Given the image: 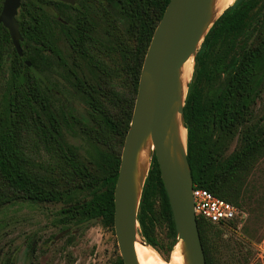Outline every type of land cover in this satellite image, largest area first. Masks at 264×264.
Returning a JSON list of instances; mask_svg holds the SVG:
<instances>
[{"label":"trees","instance_id":"obj_1","mask_svg":"<svg viewBox=\"0 0 264 264\" xmlns=\"http://www.w3.org/2000/svg\"><path fill=\"white\" fill-rule=\"evenodd\" d=\"M168 2L153 8L150 0L146 4L119 0L116 14L126 26L120 30L117 22L110 37L112 44L103 45L108 61L91 49L95 40L84 36L67 38V58L55 51L52 39L28 37L24 39L27 46L43 49L24 55L28 67L16 52H3L10 38L0 28V208L19 202L55 203L73 190H87L89 199L59 210L58 223L68 229L100 220L113 228V192L140 70ZM80 61L86 64L90 77L83 74ZM52 70L57 77L48 78L50 86H46L38 75ZM66 90L84 103L91 125L80 122L74 108L62 103L59 97ZM263 92L264 0H236L213 23L194 57L183 121L193 184L238 211L242 181L264 157V129L259 122L248 124L251 108ZM68 123L77 125L83 135L104 149L98 175L64 142L62 126ZM240 126L244 127L242 147L221 158L224 138ZM45 157L52 160L47 166L39 162ZM137 221L143 243L164 258L155 228L165 225L173 241L175 228L154 156L142 188ZM196 221L206 264H218L224 230L237 227L241 219L228 225L200 217ZM113 264H123L120 256Z\"/></svg>","mask_w":264,"mask_h":264},{"label":"water","instance_id":"obj_2","mask_svg":"<svg viewBox=\"0 0 264 264\" xmlns=\"http://www.w3.org/2000/svg\"><path fill=\"white\" fill-rule=\"evenodd\" d=\"M210 3L211 0H169L144 56L113 192V228L123 264H138L134 250L136 242L147 246L139 240L137 214L153 156L172 214L176 236L174 248L182 241L187 264H206L193 212V181L186 145L185 148L179 145L173 124L179 114L185 129L183 107L188 83L182 96L179 80L182 67L190 58L194 63L205 35L223 14L208 26ZM18 7L19 0H5L0 24L8 30L18 56H22L21 37L14 19ZM26 65L30 66V63L26 61ZM147 139L151 141L152 154L145 178L137 187L136 157Z\"/></svg>","mask_w":264,"mask_h":264},{"label":"rangeland","instance_id":"obj_3","mask_svg":"<svg viewBox=\"0 0 264 264\" xmlns=\"http://www.w3.org/2000/svg\"><path fill=\"white\" fill-rule=\"evenodd\" d=\"M106 25L101 23L102 30ZM119 28L124 30L125 27L119 25ZM107 44H112L111 38L102 36L93 48V52L99 54L100 58L102 56L105 61H108V54L103 45ZM59 46L63 56L67 58L69 50L62 43ZM191 62L193 70L190 80L186 82L188 85L194 73L193 60ZM79 63L83 74L90 77L86 64L82 61ZM38 76L46 86H50L48 78L52 80L57 74L52 70ZM66 91L59 97L62 103L74 108L75 116L80 122L91 125L84 103L75 98L71 91ZM251 111L248 124L259 122L264 129V92ZM243 128L238 127L232 135L224 138L220 147L221 158H227L240 150V134ZM62 135L64 142L75 149L81 162L94 175H98L97 165L100 164L104 149L92 143L75 124H64ZM39 162L47 166L52 160L45 157ZM45 172V169L40 171L42 175ZM239 196L242 218L237 227L224 230L219 244L218 264H264V157L255 163L243 179ZM89 197L87 190L76 189L55 203L36 205L19 202L1 207L0 264H113L120 256L114 228L105 226L100 220L91 221L80 228L71 226L68 229L58 223V212L61 208L86 201ZM155 237L166 260L155 249L144 247L154 257L165 262L170 261L177 250L176 246H171L172 242L176 243V236L175 241L169 238L167 228L161 224L155 228ZM139 240L142 241L140 235ZM170 246L173 249L171 252ZM180 256L182 259L181 252Z\"/></svg>","mask_w":264,"mask_h":264},{"label":"flooded vegetation","instance_id":"obj_4","mask_svg":"<svg viewBox=\"0 0 264 264\" xmlns=\"http://www.w3.org/2000/svg\"><path fill=\"white\" fill-rule=\"evenodd\" d=\"M4 1L0 0V14ZM118 1L19 0V7L14 19L21 37L22 56L20 57L23 58V62L26 64L27 61L24 55L43 51L42 48L27 46L24 39L28 37L52 39L53 48L55 51L60 52L61 55H63V52L59 45L61 43L64 44L70 51L67 38L71 35L84 36L95 40L91 47L93 49L95 44L99 42L100 37H111L110 34L116 30L117 22L121 26H126V22L116 14L115 4ZM136 1L146 4L148 0ZM163 1L150 0V4L154 8L161 5ZM102 22L107 24L103 30L101 28ZM0 28L9 36L8 30L2 24H0ZM75 30L77 31L75 32ZM3 52H16L11 38L10 44H6ZM44 52L52 54L51 50H44Z\"/></svg>","mask_w":264,"mask_h":264},{"label":"bare ground","instance_id":"obj_5","mask_svg":"<svg viewBox=\"0 0 264 264\" xmlns=\"http://www.w3.org/2000/svg\"><path fill=\"white\" fill-rule=\"evenodd\" d=\"M236 0H211L209 7V23L212 22L221 15L224 10L228 9ZM207 26V27H208ZM193 59L190 58L182 67L180 72V87L182 96L185 95L187 81L190 80L193 70ZM174 134L178 138L179 145L182 148H185L186 145V130L181 125V118L179 114H176L173 124ZM152 151V144L150 139H147L141 146L136 157V166H135V180L137 187H140L142 184L145 175L147 173L150 161V154ZM177 250L173 253L170 261L165 262L162 259L156 258L151 254V251L144 247L140 242H136L134 245L135 255L138 264H182V259L184 264H187L186 256L183 250V243L179 241L176 245ZM182 254V259L180 256Z\"/></svg>","mask_w":264,"mask_h":264},{"label":"built area","instance_id":"obj_6","mask_svg":"<svg viewBox=\"0 0 264 264\" xmlns=\"http://www.w3.org/2000/svg\"><path fill=\"white\" fill-rule=\"evenodd\" d=\"M192 202L195 217L203 218L213 224L228 225L241 219L237 208L205 189L192 186Z\"/></svg>","mask_w":264,"mask_h":264}]
</instances>
